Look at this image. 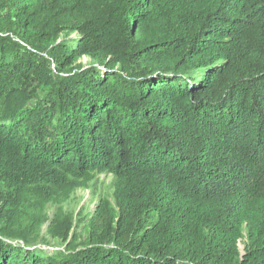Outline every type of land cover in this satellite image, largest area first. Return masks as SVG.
I'll return each instance as SVG.
<instances>
[{"label": "trees", "instance_id": "16d2710c", "mask_svg": "<svg viewBox=\"0 0 264 264\" xmlns=\"http://www.w3.org/2000/svg\"><path fill=\"white\" fill-rule=\"evenodd\" d=\"M0 264H264V0H0Z\"/></svg>", "mask_w": 264, "mask_h": 264}, {"label": "rangeland", "instance_id": "374dc122", "mask_svg": "<svg viewBox=\"0 0 264 264\" xmlns=\"http://www.w3.org/2000/svg\"><path fill=\"white\" fill-rule=\"evenodd\" d=\"M80 62L82 64H88L89 60L83 57ZM112 177L110 175H99L96 177L93 183H91L88 189H79L77 190L72 198L67 202L63 203L62 207L65 213H70L74 217L78 216L79 213L83 212V215L91 214L96 204L102 198H108L112 200V187H111ZM54 206L48 205L46 214L50 218L54 212ZM45 230L43 227L42 231ZM85 233L83 229L78 230L77 242H80L84 239ZM62 244L55 243L49 240V245L47 249H63ZM239 248L243 251L244 240L239 244Z\"/></svg>", "mask_w": 264, "mask_h": 264}]
</instances>
